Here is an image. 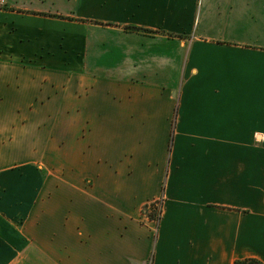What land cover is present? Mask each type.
<instances>
[{
  "label": "crops",
  "instance_id": "1",
  "mask_svg": "<svg viewBox=\"0 0 264 264\" xmlns=\"http://www.w3.org/2000/svg\"><path fill=\"white\" fill-rule=\"evenodd\" d=\"M245 259L264 263V0H7L0 264Z\"/></svg>",
  "mask_w": 264,
  "mask_h": 264
},
{
  "label": "rangeland",
  "instance_id": "2",
  "mask_svg": "<svg viewBox=\"0 0 264 264\" xmlns=\"http://www.w3.org/2000/svg\"><path fill=\"white\" fill-rule=\"evenodd\" d=\"M232 21H227L222 23L221 25L223 26L222 31H228L227 28L231 26ZM96 149V155L97 153V147ZM163 196L156 199L155 201H152L142 207V214L141 218L139 220L140 224L142 225H149L153 226L154 230H156L157 225L159 224V218L161 217V212H162V207H163ZM153 223V224H151Z\"/></svg>",
  "mask_w": 264,
  "mask_h": 264
},
{
  "label": "trees",
  "instance_id": "3",
  "mask_svg": "<svg viewBox=\"0 0 264 264\" xmlns=\"http://www.w3.org/2000/svg\"><path fill=\"white\" fill-rule=\"evenodd\" d=\"M130 29L137 30V31L140 30V29L135 28V27L130 28ZM145 32H148V31H145ZM160 220H161V217L159 218V222H160ZM234 264H264V263H262L261 261H259L257 259H245V260H237V261H235Z\"/></svg>",
  "mask_w": 264,
  "mask_h": 264
},
{
  "label": "built area",
  "instance_id": "4",
  "mask_svg": "<svg viewBox=\"0 0 264 264\" xmlns=\"http://www.w3.org/2000/svg\"><path fill=\"white\" fill-rule=\"evenodd\" d=\"M6 6H7V0H0V10L4 9Z\"/></svg>",
  "mask_w": 264,
  "mask_h": 264
}]
</instances>
